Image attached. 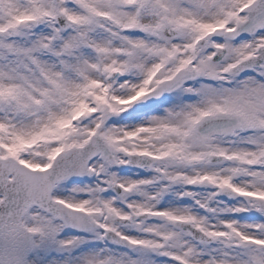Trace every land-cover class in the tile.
Returning a JSON list of instances; mask_svg holds the SVG:
<instances>
[{
	"label": "snow or ice",
	"instance_id": "snow-or-ice-1",
	"mask_svg": "<svg viewBox=\"0 0 264 264\" xmlns=\"http://www.w3.org/2000/svg\"><path fill=\"white\" fill-rule=\"evenodd\" d=\"M0 264H264V0H0Z\"/></svg>",
	"mask_w": 264,
	"mask_h": 264
}]
</instances>
